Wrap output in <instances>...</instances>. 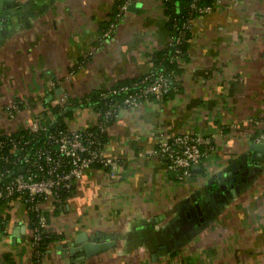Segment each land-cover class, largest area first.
<instances>
[{
    "label": "crops",
    "instance_id": "crops-1",
    "mask_svg": "<svg viewBox=\"0 0 264 264\" xmlns=\"http://www.w3.org/2000/svg\"><path fill=\"white\" fill-rule=\"evenodd\" d=\"M119 1H3L0 117L19 116L0 133L35 116L93 127L95 109L68 101L154 71L153 56L171 40L164 1L133 0L102 38ZM179 78L164 101L118 110L104 147L120 160L115 175L94 166L63 202L43 203L57 238L40 259L25 206L0 204V264H264V151L252 144L264 139L254 124L264 119V0H220L194 18ZM68 104L72 114L58 119L52 108ZM181 133L213 139L188 179L154 154ZM81 242L93 244L90 254Z\"/></svg>",
    "mask_w": 264,
    "mask_h": 264
},
{
    "label": "built area",
    "instance_id": "built-area-1",
    "mask_svg": "<svg viewBox=\"0 0 264 264\" xmlns=\"http://www.w3.org/2000/svg\"><path fill=\"white\" fill-rule=\"evenodd\" d=\"M219 2L189 0V9L204 15L213 11ZM132 3L133 0H121L115 20L120 19ZM192 22L188 20L182 26L191 29ZM114 27L115 22L102 38L110 36ZM173 41L171 37L170 42ZM180 41V37L175 38L176 43L180 44ZM176 53L173 59L178 58L180 49H176ZM179 83V76L173 73H150L135 83V89L126 95L123 103L114 102L108 96L129 91L130 86L105 89L101 96L108 97L110 103L103 111H96L99 119L93 127L73 130L56 122H45L39 116L28 128L0 136V204L18 201L25 206L29 215H34L36 225L32 229L30 247L36 259L44 254L39 250V245L48 227L43 203L48 199L64 201L62 194H73L77 181L94 166L108 169L111 175L118 171L120 160L104 154L108 124L115 120L118 110L137 106L150 98L164 101L172 90L178 88ZM18 109L19 105L13 102L7 110L13 117ZM254 124L264 125V119L254 121ZM261 138H264V130ZM212 145L210 136L181 133L161 140L154 154L166 159L168 167L177 173L179 179H188L193 176L194 168L208 155Z\"/></svg>",
    "mask_w": 264,
    "mask_h": 264
},
{
    "label": "trees",
    "instance_id": "trees-1",
    "mask_svg": "<svg viewBox=\"0 0 264 264\" xmlns=\"http://www.w3.org/2000/svg\"><path fill=\"white\" fill-rule=\"evenodd\" d=\"M204 1L207 3L211 2V0H204ZM120 2L121 0L119 1V4ZM164 5L166 6V14L169 19L168 23H169L170 34L171 37H173L174 41L170 42L162 51L157 52L153 56L154 71L152 73L155 74L162 71L167 74L173 73L174 75L179 76L181 72L182 61L185 60L188 55V46L191 38V29L184 28L182 24H184V22L188 20H193L199 15L189 9V0L164 1ZM117 11L118 9L115 12V17ZM115 17L111 23L104 26L103 33H105L111 27V24L114 22ZM176 37H180L181 39L180 44L175 42ZM176 49H180V53L177 59H173L177 55ZM142 78L143 77L119 82L116 86L111 88H120L122 86L128 85L130 86L129 91H120L119 93L111 94L108 97H111L114 100V102L123 103L126 95L129 94L133 89H135L134 88L135 83L140 81ZM103 91L104 90L92 92L86 97H83L81 100L79 99L78 101H68V102L70 103V105L91 106L95 109V111H103L108 107L110 103L108 97L107 99L101 96V93ZM172 91L170 92V94L172 93ZM170 94L168 96H170ZM70 105L68 104L62 110H60L59 106H55L52 109L59 119L63 115L70 116L72 114ZM113 121L114 120L110 121L108 125L110 126L113 123ZM57 124L62 127H66L61 123H59V121L57 122ZM104 140L105 142H107V134L104 137ZM71 195L72 193L66 192L62 194V197L65 200V198ZM29 216H30V226L31 229H33L34 226L36 225L35 217L33 214H30ZM56 238H57L56 235H53L48 231L44 232V234L42 235V239L40 240L39 250L45 253L48 244Z\"/></svg>",
    "mask_w": 264,
    "mask_h": 264
},
{
    "label": "water",
    "instance_id": "water-1",
    "mask_svg": "<svg viewBox=\"0 0 264 264\" xmlns=\"http://www.w3.org/2000/svg\"><path fill=\"white\" fill-rule=\"evenodd\" d=\"M3 1L4 0H0V5H2L3 4ZM0 10H1V7H0ZM261 142V141H260ZM253 144V148L255 149V150H257V151H264V139H263V142H261V143H256V144H254V143H252ZM82 243H84V245L82 246V247H78L79 249H81V248H83V249H86V251H87V249H88V251H87V254H90L91 252H92V248H94L93 247V244L92 243H90V242H81L80 244H82Z\"/></svg>",
    "mask_w": 264,
    "mask_h": 264
},
{
    "label": "rangeland",
    "instance_id": "rangeland-1",
    "mask_svg": "<svg viewBox=\"0 0 264 264\" xmlns=\"http://www.w3.org/2000/svg\"><path fill=\"white\" fill-rule=\"evenodd\" d=\"M19 116V113L16 114V118ZM5 118V119H4ZM16 118H11L9 116H7V114L5 113H2V116L0 117V123L2 122H5V123H10L8 120H13V119H16ZM7 119V120H6ZM38 120V116H35V121ZM11 132H3V133H0V136H7L9 135Z\"/></svg>",
    "mask_w": 264,
    "mask_h": 264
}]
</instances>
